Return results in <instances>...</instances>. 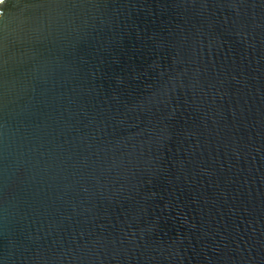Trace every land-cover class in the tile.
Listing matches in <instances>:
<instances>
[{
	"label": "water",
	"instance_id": "water-1",
	"mask_svg": "<svg viewBox=\"0 0 264 264\" xmlns=\"http://www.w3.org/2000/svg\"><path fill=\"white\" fill-rule=\"evenodd\" d=\"M0 264H264V0H0Z\"/></svg>",
	"mask_w": 264,
	"mask_h": 264
}]
</instances>
